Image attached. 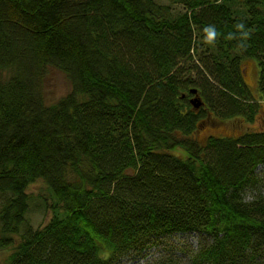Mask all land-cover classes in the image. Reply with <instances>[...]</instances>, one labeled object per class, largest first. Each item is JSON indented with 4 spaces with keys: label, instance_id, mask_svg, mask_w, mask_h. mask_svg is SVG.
Returning <instances> with one entry per match:
<instances>
[{
    "label": "trees",
    "instance_id": "obj_1",
    "mask_svg": "<svg viewBox=\"0 0 264 264\" xmlns=\"http://www.w3.org/2000/svg\"><path fill=\"white\" fill-rule=\"evenodd\" d=\"M262 106L264 0H0L6 264H122L178 233L197 247L163 264H264V129L195 136ZM37 179L52 217L22 230Z\"/></svg>",
    "mask_w": 264,
    "mask_h": 264
},
{
    "label": "rangeland",
    "instance_id": "obj_2",
    "mask_svg": "<svg viewBox=\"0 0 264 264\" xmlns=\"http://www.w3.org/2000/svg\"><path fill=\"white\" fill-rule=\"evenodd\" d=\"M166 2L172 0H165ZM252 59V58H251ZM246 78L245 81L251 90L252 95L257 99L259 96L258 90V75L259 66L255 59L245 62ZM71 85L66 76L57 70H52L47 82V95L52 100H57L59 97L68 93ZM264 129V106L255 115L253 122H248L245 119H231L228 121H219L211 119L203 123L195 136L200 140H205L211 134L230 136L238 135L248 130H262ZM259 170H264V165L259 166ZM26 192L29 194V209L26 214V222L22 226V230L26 226L38 228L45 225L52 217L50 205L56 200L50 191L47 183L42 179L30 183ZM12 194L0 193V209L4 202L11 197ZM249 197V194L247 195ZM1 227V223H0ZM15 242L20 240L19 235H14ZM197 236L189 233H178L167 237L160 244L151 246L141 252H131L127 254L122 261V264H163L170 258L183 259L181 249L186 250L192 247H197ZM13 248H0V264H6ZM184 260V259H183Z\"/></svg>",
    "mask_w": 264,
    "mask_h": 264
},
{
    "label": "water",
    "instance_id": "obj_3",
    "mask_svg": "<svg viewBox=\"0 0 264 264\" xmlns=\"http://www.w3.org/2000/svg\"><path fill=\"white\" fill-rule=\"evenodd\" d=\"M193 92L196 93L197 90L194 89ZM191 103L193 104L194 109H198L200 106L203 105V101L200 98L199 94L191 99Z\"/></svg>",
    "mask_w": 264,
    "mask_h": 264
}]
</instances>
